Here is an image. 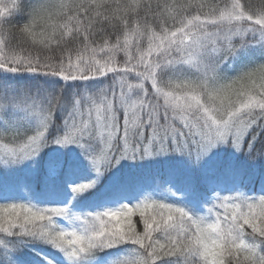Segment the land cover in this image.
Masks as SVG:
<instances>
[{
	"label": "snow or ice",
	"instance_id": "obj_1",
	"mask_svg": "<svg viewBox=\"0 0 264 264\" xmlns=\"http://www.w3.org/2000/svg\"><path fill=\"white\" fill-rule=\"evenodd\" d=\"M0 264H264V0H0Z\"/></svg>",
	"mask_w": 264,
	"mask_h": 264
}]
</instances>
